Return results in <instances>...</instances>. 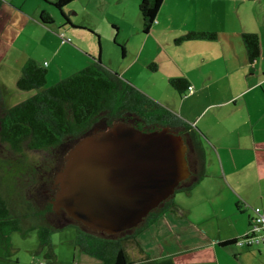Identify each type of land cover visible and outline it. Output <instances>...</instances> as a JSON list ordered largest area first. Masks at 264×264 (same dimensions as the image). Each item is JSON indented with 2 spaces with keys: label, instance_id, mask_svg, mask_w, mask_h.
Instances as JSON below:
<instances>
[{
  "label": "crops",
  "instance_id": "0c3cea01",
  "mask_svg": "<svg viewBox=\"0 0 264 264\" xmlns=\"http://www.w3.org/2000/svg\"><path fill=\"white\" fill-rule=\"evenodd\" d=\"M241 1L246 14H239L241 24L235 23L234 30L215 22L211 15L219 9L208 11L212 20L206 26L198 24L197 16L192 26L169 30L167 26L160 27L163 6L160 8L152 28V58L144 63L143 72L148 67L152 79L162 74L167 84L161 86L162 90L152 88V97L198 133L205 175L190 192L176 193L178 210L167 212L139 235L140 259H134L136 262L150 259L171 260L173 264H264V247L222 245L238 241L247 233L253 208L264 209V0ZM8 6L4 0L0 15L15 17L18 9ZM42 9L46 10L38 5L30 17L25 14V24L39 22L41 30L48 32L40 19ZM258 11L263 14L257 16ZM189 31L213 32L216 39L178 43ZM244 33L260 37L261 56L254 63L249 61ZM175 40L179 50L172 46ZM2 42L0 31V46ZM68 43H62L60 49L78 50ZM145 47L146 43L135 52L130 65L118 70L124 77L133 81L127 74L141 62ZM162 56L173 61L176 68L163 70ZM86 59H82L84 65ZM179 77L189 82L183 95L170 84L171 79Z\"/></svg>",
  "mask_w": 264,
  "mask_h": 264
},
{
  "label": "trees",
  "instance_id": "16d2710c",
  "mask_svg": "<svg viewBox=\"0 0 264 264\" xmlns=\"http://www.w3.org/2000/svg\"><path fill=\"white\" fill-rule=\"evenodd\" d=\"M72 1L56 0L53 4L64 12ZM164 2L142 0L139 8L144 33L153 28ZM3 4L4 0H0V10ZM40 19L45 25L53 22L47 10L42 11ZM195 39L215 40L216 33L189 31L179 41ZM243 42L249 61L256 62L261 56L259 35L244 33ZM122 49L125 54V47ZM46 65L34 59L25 62L17 86L30 94L18 104L8 103L7 91L0 82V264H21L13 258L12 233L26 235L34 229L40 250L47 249V264H61L52 236L69 227L76 230L75 245L96 260L93 264H173L171 260L136 262L129 249L139 246L138 237L145 229L167 212L178 210L175 196L160 203L136 227L109 234L86 226L65 209H54L53 200L59 190L57 178L67 154L82 138L115 123H125L145 132L168 128L184 137L191 175L181 182L177 193L190 192L205 175L198 133L181 116L103 65L100 59L49 87H45ZM170 84L182 95L189 86L183 77L171 79Z\"/></svg>",
  "mask_w": 264,
  "mask_h": 264
},
{
  "label": "rangeland",
  "instance_id": "374dc122",
  "mask_svg": "<svg viewBox=\"0 0 264 264\" xmlns=\"http://www.w3.org/2000/svg\"><path fill=\"white\" fill-rule=\"evenodd\" d=\"M55 1L6 0L10 9H18L15 10L17 11L15 17H6L4 13L0 15V31L3 38L0 46V82H3L6 87L3 86L7 91L9 104H18L27 99L30 94V91H21L17 86L21 75V72L19 74L17 72L28 59H34L40 64L47 62L48 76L45 87H49L98 59L103 65L122 75L118 70L130 65L134 60L135 52H138L145 43L141 62L136 63L127 74L133 81L122 76L150 96H152V88L162 90L161 86L167 84L162 74L152 79V73L148 67H145L146 72H143L144 63L152 58L155 38L152 37V29L149 33H144L139 8L142 0H74L64 7V12L53 4ZM211 2H213L212 5ZM169 3V5L167 3L162 5L163 15L160 25L163 28L167 26L169 30L176 26H192L197 16L198 24L206 26L212 20L208 11L214 12L218 9L217 14L211 15H214L215 22L217 21L221 27L234 30L235 23L241 24L239 14L241 13V17H245L246 14L241 0H170ZM38 5H42L53 17L52 23L44 25L48 32L41 30L39 22L30 23L28 26L25 24L24 15L28 14L27 16L30 17L29 14L32 15ZM262 14L261 11L257 12V16ZM247 15L251 14L247 12ZM3 16H5L4 19ZM218 17L221 20L216 19ZM62 34L71 39V42L66 45L74 46L78 50L66 52L61 50ZM175 41L172 46L175 50H179ZM123 46L126 49L125 54ZM82 59L88 61L86 65L83 64ZM160 61H162L160 65L163 70L169 67L176 68L174 62L165 56H162ZM209 168L208 166V171ZM75 238L76 230L73 227L53 234L52 243L59 262L61 264H93L96 260L77 248ZM11 240L14 247L13 258L18 259L21 264H47L45 258L47 249L40 250L36 229L26 235L13 232ZM129 250L134 259H140L136 245H132ZM2 254L0 245V259Z\"/></svg>",
  "mask_w": 264,
  "mask_h": 264
},
{
  "label": "water",
  "instance_id": "95a60500",
  "mask_svg": "<svg viewBox=\"0 0 264 264\" xmlns=\"http://www.w3.org/2000/svg\"><path fill=\"white\" fill-rule=\"evenodd\" d=\"M187 152L184 137L168 128L115 123L69 151L53 207L109 234L136 227L190 177Z\"/></svg>",
  "mask_w": 264,
  "mask_h": 264
},
{
  "label": "built area",
  "instance_id": "2783aa9c",
  "mask_svg": "<svg viewBox=\"0 0 264 264\" xmlns=\"http://www.w3.org/2000/svg\"><path fill=\"white\" fill-rule=\"evenodd\" d=\"M62 43L71 42L64 34L61 35ZM192 89V87H190ZM237 245L246 247H264V209L256 207L250 217V225L247 233L242 236Z\"/></svg>",
  "mask_w": 264,
  "mask_h": 264
}]
</instances>
